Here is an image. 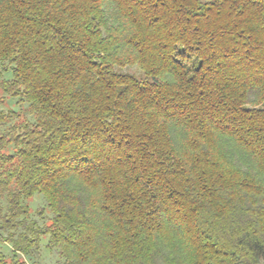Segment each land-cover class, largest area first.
Returning <instances> with one entry per match:
<instances>
[{
	"label": "trees",
	"instance_id": "1",
	"mask_svg": "<svg viewBox=\"0 0 264 264\" xmlns=\"http://www.w3.org/2000/svg\"><path fill=\"white\" fill-rule=\"evenodd\" d=\"M42 245L264 264V0H0V264Z\"/></svg>",
	"mask_w": 264,
	"mask_h": 264
},
{
	"label": "rangeland",
	"instance_id": "2",
	"mask_svg": "<svg viewBox=\"0 0 264 264\" xmlns=\"http://www.w3.org/2000/svg\"><path fill=\"white\" fill-rule=\"evenodd\" d=\"M122 71H126L138 76L140 75V72L135 67L128 66L123 68ZM8 102L9 104H12L13 101L9 100ZM30 206L34 211L33 216L38 218L39 221H41L42 218H40V216L38 217V215L36 214L35 210L37 208H40L43 211L42 215H44L45 217L50 216V212L46 208L44 198L41 194H35L30 199ZM1 247L6 255H10L11 252L9 244L2 243ZM26 259L29 264H59L61 262L56 250H48L44 245L41 246L38 254L33 255L32 257H30V259Z\"/></svg>",
	"mask_w": 264,
	"mask_h": 264
}]
</instances>
